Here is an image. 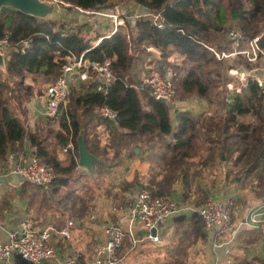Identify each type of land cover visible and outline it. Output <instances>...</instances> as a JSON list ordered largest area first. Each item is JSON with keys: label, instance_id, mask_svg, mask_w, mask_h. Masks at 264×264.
<instances>
[{"label": "trees", "instance_id": "trees-1", "mask_svg": "<svg viewBox=\"0 0 264 264\" xmlns=\"http://www.w3.org/2000/svg\"><path fill=\"white\" fill-rule=\"evenodd\" d=\"M57 1L78 12L95 13L122 5L146 7L153 13H162L173 27L159 29L150 19L138 20L132 26L128 11L123 15L126 25L119 26L113 34L112 24L85 22L70 26L18 11L1 13L0 42L8 48V53L6 72L0 71V164L14 152L17 144L28 139L33 154L54 169L56 178L49 186L58 192L69 185L78 167V139L84 130L82 120L98 116L124 131L128 139L146 138L143 143H149L157 137H172L174 143L168 145L169 165L177 174L184 168V162L201 158L212 145L225 148L232 139L260 146L244 172L259 169L264 162V82L260 83L259 77H249L243 83L231 72L238 67L248 72L258 71L264 60L259 51L256 61L245 54L252 52L250 44L257 38H260L258 48L264 50V0ZM232 32L238 34V40L231 37ZM25 42L30 43L26 49L23 48ZM236 43L239 54L222 58L223 54L235 51ZM149 47L161 54L154 62L155 70L172 69L177 73L174 87L178 101L196 96L213 103L220 97L223 109L220 118L209 121L189 111L176 110L178 125L174 128L171 109L155 99L149 88L143 90V106L136 89L142 87V81L134 70ZM173 56L182 61L172 63L169 59ZM81 57L90 64L81 71L87 70L89 78L94 75V81L83 92L69 94L56 116L60 130L52 132L54 139L64 147L69 143L74 145V151L69 150L72 152L69 164L64 166L57 154L45 146L44 134L29 135L27 105L44 95L70 64V59L77 61ZM106 61H110L113 82L106 91L99 92L100 74L92 69V64L103 65ZM103 107L115 112L117 118L109 121L99 116ZM121 137V134L114 135L115 139ZM134 156L135 152L131 151L128 157L133 159ZM253 188L256 194L258 191L264 194V182Z\"/></svg>", "mask_w": 264, "mask_h": 264}, {"label": "crops", "instance_id": "crops-1", "mask_svg": "<svg viewBox=\"0 0 264 264\" xmlns=\"http://www.w3.org/2000/svg\"><path fill=\"white\" fill-rule=\"evenodd\" d=\"M110 24L113 25L110 30L113 32L115 23L111 21ZM158 54L160 52L157 49L142 53L137 63L138 72L134 70L138 79L141 80L144 71L150 72L154 68V62L159 60ZM181 61L182 58L178 56H173L171 60L172 63ZM241 70L244 73V70ZM73 79L74 77L70 75L69 84ZM98 80L99 82L102 80L101 75ZM44 95L39 99L31 100L27 105L28 132L29 135L40 132L44 134L47 149L54 151L58 160L67 166L70 153L74 151V145L69 143L67 147H64L57 139H54L52 132L55 133L60 128L56 117L44 119L42 115L45 105ZM190 103L191 101L179 103L174 111L171 110V122L174 128L178 125L176 110L197 114L192 106L189 107ZM179 105L183 108H179ZM206 108L202 100L199 111L202 112ZM82 123L84 130H82L80 142H84L96 161L92 168L88 169L79 164L78 158V167L71 176L69 185L58 192H54L50 186L38 187L26 182L13 183L6 180L12 175L17 164V152L25 153L27 156L33 154L28 139L23 144H17L14 152H11L0 164V178H4V181L0 182V243L8 241L10 233L19 227L22 220L33 218L38 229L51 228L52 244L60 251L63 258H75L83 264H91L94 261L96 247L99 243L106 241L105 226L108 223H118L126 234L121 249L124 264L125 261L127 264L168 263L167 258L178 252L179 237L174 232L175 228L179 223L186 221L193 224L195 219H198V214L195 211L185 212L171 218L161 226L158 232L161 241L155 243L158 245H152L147 232L141 225L129 227L132 199L131 202L129 200L131 196L135 198V193L144 184L161 185L157 188L158 193H169L174 190L170 195L161 196H169L182 209L185 206L184 211L192 209L186 206L191 203L185 200L187 179L184 174L181 172L177 174L172 168H170L172 172L166 169V160L171 156L168 145L174 143V139H154L149 143H143L145 139H128L124 131L118 130L116 125L109 124L98 116L85 118ZM118 133L123 139H111ZM70 145H73V149L69 148ZM70 149L72 152L69 151ZM100 150L105 153L99 154ZM131 151L135 152L133 159L128 157ZM184 166L183 172L186 171V165ZM168 177L172 181L168 180ZM253 185L255 187L256 184ZM253 185H244L241 178L235 179L233 183L230 179H225L224 183L217 187V191L213 190L217 198H235L233 230L237 232L234 239L227 234L217 235L216 231L207 232L199 218L202 223L201 244H198V247L194 244L189 246V250H193L194 257L198 259L196 264H264V233L261 228H253L245 224L249 211L264 205V194L259 191L256 194ZM239 205L240 208L237 207ZM242 213L245 217L237 222V216ZM69 223H73V226L69 227ZM66 230L70 233L69 237L63 235ZM161 231L165 234L162 237ZM135 240L136 243H134ZM220 242L228 243V245L222 248L214 246L215 243ZM226 249L230 250L229 255L225 254ZM11 261L13 264H22L17 255H13ZM42 264L59 263L44 261Z\"/></svg>", "mask_w": 264, "mask_h": 264}, {"label": "built area", "instance_id": "built-area-1", "mask_svg": "<svg viewBox=\"0 0 264 264\" xmlns=\"http://www.w3.org/2000/svg\"><path fill=\"white\" fill-rule=\"evenodd\" d=\"M80 11L85 14L93 13L91 11ZM100 15L114 21L115 29L112 34L116 32L119 26L126 25L123 15L121 16L116 11L100 13ZM127 16L132 26L138 20L150 19L159 29L173 27L162 13H153L146 7H134L133 12ZM231 34L233 39H239L237 33L232 32ZM259 39L257 38L250 44L252 52H245L251 61L257 60L258 51L264 57V50H260L257 46ZM29 46L30 43L25 42L23 48L26 49ZM237 46L238 44L236 43L233 46L235 51L229 55L223 54L222 58L236 57L239 54ZM154 49L149 47L147 51L150 52ZM160 57L161 54H158V59ZM217 57L221 59L220 55H217ZM171 60L172 57L170 58ZM84 67L88 68L90 64L89 62H84L83 57L77 61L74 58L70 59V64L65 67L63 73L47 88L44 95L46 102L42 111L44 119L55 118L59 113L60 105L67 101L69 96V76L72 72L80 71L79 77L81 80L89 79V72L87 70L81 71ZM92 69L102 76V80L97 85V91H106L107 87L113 82L110 61H106L103 65L94 63L92 64ZM102 72L103 75L101 74ZM176 78L177 73L172 69H167L165 72L157 71L154 68L150 72L144 71L141 77L142 87L136 88L143 106L142 93L145 88L151 90V94L155 99L163 98L175 104L177 93L174 87V80ZM247 80L248 78L244 79L243 83L247 82ZM258 81L262 83L259 78ZM230 88H232L231 85ZM99 113L103 119L115 120L117 118V114L107 107L101 108ZM69 148L73 149V145H70ZM16 157L17 164L12 171V175H21L24 182L38 187H46L54 182L56 178L54 169L41 161L36 155L27 156L25 153L17 152ZM137 193V197H130L132 206L129 211V227L133 228L137 224L141 225L147 232L148 238L154 243H159L161 241L158 234L159 227L175 217L181 211V206L169 197L155 196L147 187H141ZM235 203L234 197L221 199L214 194L209 195L207 201L196 211L204 229L207 232L216 231L217 235L227 234L231 236V239H234L237 232L233 230ZM245 224L249 227L261 228L264 233V205L252 208L248 213ZM71 226H73V223H69V227ZM153 229H156L155 235L152 234ZM104 232L106 241L99 243L96 247L94 261L91 264H124L121 249L125 242L126 234L123 227L118 223H108ZM63 235L69 237L70 233L66 230ZM51 239V228L38 229L33 218H25L19 227L10 233L8 241L0 243V264H13L11 261L13 255H17L28 264H42L44 261H54L59 264H83L75 258H63L60 251L53 246ZM136 242L135 240L134 243ZM227 245L228 243L220 242L215 243L214 246L222 248ZM229 253L230 250L226 249L225 254L229 255Z\"/></svg>", "mask_w": 264, "mask_h": 264}, {"label": "rangeland", "instance_id": "rangeland-1", "mask_svg": "<svg viewBox=\"0 0 264 264\" xmlns=\"http://www.w3.org/2000/svg\"><path fill=\"white\" fill-rule=\"evenodd\" d=\"M42 1H46V0H42ZM132 6L133 5L131 6L122 5L118 9L107 8V9H102L95 13H90V15H85L73 9V7H71L68 4L66 5L60 4L61 13L54 16V18H56L57 21L67 23L70 26L81 25L84 24L85 22H90V23L99 22V23L111 25L109 23H111V21L113 20L101 16L100 13H112L116 11L118 14L122 16L126 14L128 11L127 13L128 15L133 12L134 7ZM135 69L136 72H138V65H136ZM241 69H242L241 67H238V69L236 71L235 70L232 71L231 74H233L235 77H238L242 82L244 81V79L249 77H259L260 81L264 82V60H262V62L259 64L258 71L248 72L243 68L244 70L243 73L241 72L242 71ZM79 74L80 71H74L71 73V76L74 77V79L69 84V94L71 92H76V93L83 92L84 89H86L91 84V81H94L95 77L94 75L92 77V74H91V78H89L88 80H81ZM187 101H191L189 107L192 106V108L195 111H197L196 116L201 117V119L204 120L209 119L210 121V119L220 118V116L223 114L220 97H216L213 103H210L205 100L204 102L207 108L202 112L199 111V105L200 103H202V100L194 96L188 99ZM179 103L182 102L178 101L177 98V100L175 101L174 109L177 107ZM181 105H179L178 107L182 109L183 107H181ZM174 109L172 110L174 111ZM117 135H119V133ZM113 138L114 136L111 139ZM119 139H123V138H119ZM135 139H139V138H135ZM142 139H146V138H142ZM154 139H173V138L157 137ZM210 147H211L210 150L207 153H205V155L202 156L201 158L183 163L184 165H186V171L183 172L182 169L181 173H183L185 179H187L185 200L191 203V205H186V206H188L187 208L191 207L192 209L191 210L187 209L188 211L187 210L184 211L186 207L183 206V209L181 208L182 210L178 213V215L185 212L187 213H192V211L196 212L197 209L207 201L208 196L213 194V190H216L218 186L224 183L225 179H230V181L233 183L235 179L241 178L242 181L244 182V185L247 184L253 185L264 182V162L262 163V165L259 167L258 170L252 171L248 174L244 172L247 163L253 158V156L257 152H259L260 146L258 144H254V143L245 144L239 139H232L231 141H227V145L225 148H222L221 145H212ZM104 153L105 152H103L102 150L99 151V154H104ZM169 159L166 160V169L168 171L171 170L169 165ZM187 169H188V173H186ZM195 176H196V180H195ZM171 177L173 179V176ZM169 179L171 178L168 177V180ZM141 187H147L153 192V194H157V195H170V193L174 192V190H172L169 193H162V194L158 193L157 188H160L161 185L155 186V185L144 184ZM29 188H32V186H30ZM115 200H117V198H115ZM129 201L131 202V199ZM240 205L237 207L240 208ZM244 217L245 216L243 213L237 216V222H240ZM196 219L193 222V224H190L187 221L182 224L181 223L178 224L177 228H175L174 230L175 234L179 237V244H178L179 246H177L178 252L176 255L167 258L168 263L162 262L160 264L198 263V259L194 257V251L189 250L190 245L194 244L195 247H198V244H201L200 239L203 238V236L201 235L202 223L200 222L199 217L197 220ZM138 226L140 227V225ZM160 228L161 226L159 227V230ZM163 235L165 234H163V232L161 231V237ZM150 243L152 245L153 244L158 245L152 242L151 240ZM21 262L22 264H27L22 260ZM125 264H127V261H125Z\"/></svg>", "mask_w": 264, "mask_h": 264}, {"label": "water", "instance_id": "water-1", "mask_svg": "<svg viewBox=\"0 0 264 264\" xmlns=\"http://www.w3.org/2000/svg\"><path fill=\"white\" fill-rule=\"evenodd\" d=\"M60 2L56 0H0V14L3 12L13 13L14 11L21 12L23 14L43 19V20H53L57 21L54 16L61 13ZM8 48L0 42V71L6 72V58H7ZM103 75V72L101 73ZM165 103L169 109H174V103L170 102L167 99L160 98L158 99ZM46 100L44 99V103ZM64 110L61 112L63 114ZM82 134V133H81ZM81 135L79 137V164L82 167L91 169L96 158L93 157L87 150L83 141L80 142ZM138 152V149H136ZM6 180L16 183L24 182V179L21 175L15 174L6 178ZM4 178H0V182H3ZM137 192L135 197H137ZM152 234H156V229L152 230ZM23 261V260H22ZM28 264V263H27Z\"/></svg>", "mask_w": 264, "mask_h": 264}]
</instances>
